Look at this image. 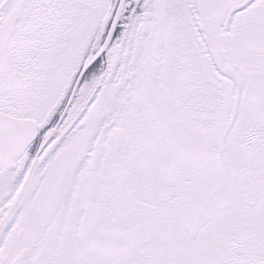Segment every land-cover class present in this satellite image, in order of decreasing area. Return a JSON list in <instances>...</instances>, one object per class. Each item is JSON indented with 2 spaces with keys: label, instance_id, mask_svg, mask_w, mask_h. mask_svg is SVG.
<instances>
[{
  "label": "snow or ice",
  "instance_id": "6c2138e0",
  "mask_svg": "<svg viewBox=\"0 0 264 264\" xmlns=\"http://www.w3.org/2000/svg\"><path fill=\"white\" fill-rule=\"evenodd\" d=\"M0 264H264V0H0Z\"/></svg>",
  "mask_w": 264,
  "mask_h": 264
}]
</instances>
